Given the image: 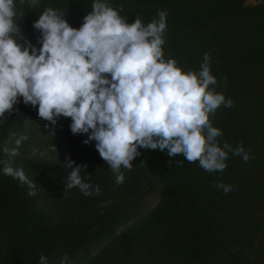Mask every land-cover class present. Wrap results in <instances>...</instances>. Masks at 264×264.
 Listing matches in <instances>:
<instances>
[{
	"label": "trees",
	"instance_id": "16d2710c",
	"mask_svg": "<svg viewBox=\"0 0 264 264\" xmlns=\"http://www.w3.org/2000/svg\"><path fill=\"white\" fill-rule=\"evenodd\" d=\"M94 2L39 0L30 7L28 0L24 5L16 0L14 19L20 33L13 38L42 47V34L33 24L46 8L63 12L69 24L79 28ZM103 2L129 24L139 16L146 26L159 19L158 11H166L164 58L175 59L185 72H199L204 53L210 54L211 74L217 78L210 89L233 101L232 107L221 105L210 114L213 126L223 133L219 144H242L254 158L244 162L229 152L226 170L209 173L182 154L169 157L140 148L132 169L122 166L125 180L117 185L96 142L85 144L88 134L72 133L71 118L61 117L51 125L39 117L38 106L26 105L21 97L11 115L0 117V161L22 167L36 184V194L30 196L27 184L5 175L0 163V264H38L42 254L50 264H59L64 254L71 262L110 236L85 264H264V0ZM19 135L28 139L19 154L10 157L3 149L16 147ZM32 146H56L58 153L45 161L31 154ZM67 154L76 166H86L81 176L93 185V195L85 196L78 188L64 192L71 171L64 165ZM151 172L164 186L160 200L144 217L115 233L135 215L134 207L153 182ZM220 182L235 190L225 194L215 187ZM97 185L99 195L94 192ZM41 201L51 209L40 206Z\"/></svg>",
	"mask_w": 264,
	"mask_h": 264
},
{
	"label": "clouds",
	"instance_id": "9594fccd",
	"mask_svg": "<svg viewBox=\"0 0 264 264\" xmlns=\"http://www.w3.org/2000/svg\"><path fill=\"white\" fill-rule=\"evenodd\" d=\"M19 3L24 5L25 0ZM28 4L38 6L39 0ZM17 14L16 0H0V117L11 115L22 97L26 105L38 106L39 117L51 125L61 117L71 118L72 133L88 134L85 144L96 142L117 185L125 180L122 166L131 170L140 148L160 150L169 157L182 154L209 173L226 170L229 152L244 162L254 158L242 144L235 148L219 144L223 133L213 126L210 114L221 105L232 107L233 101L210 89L217 83L210 54L204 53L199 72H185L175 59L165 60L166 11H158L159 19L146 26L139 16L129 24L118 10L95 0L81 27L74 28L63 12L49 7L33 24L42 34L39 48L13 38L20 33ZM27 139L19 135L16 147H5L4 153L17 156ZM66 160L71 171L64 192L78 188L85 196L93 195V185L81 176L86 166H76L70 157ZM0 163L5 175L27 184L30 196L36 194V184L22 167L14 168L11 160ZM215 187L225 194L235 190L223 182ZM94 192L101 193L98 185ZM38 264H50L48 257L40 255ZM59 264H71L67 254Z\"/></svg>",
	"mask_w": 264,
	"mask_h": 264
},
{
	"label": "rangeland",
	"instance_id": "374dc122",
	"mask_svg": "<svg viewBox=\"0 0 264 264\" xmlns=\"http://www.w3.org/2000/svg\"><path fill=\"white\" fill-rule=\"evenodd\" d=\"M257 0H247V2H253ZM44 135H47L45 132ZM10 146L13 144V141H10ZM56 146H49L46 148H39V146H32L31 147V154L43 158L45 161L53 160L57 153L58 150H56ZM70 154L64 155V158H68ZM151 179L153 180L151 186L149 187V191L145 195V197L140 200L136 206L134 207L136 209L135 215L128 220L127 222L121 224L118 226L117 230L115 233L120 232L121 230L125 229L127 226L132 224L133 222L137 221L138 219L144 217L160 200L163 191H164V186L162 183H160L158 179V175L156 172H151ZM108 202L102 203V205H106ZM40 206H43L47 209H51L50 204H48L47 201H41ZM111 236L106 239H102L96 244H94L92 247L89 248L88 251L82 250L75 258L73 261H71V264H85L87 262V258L89 255H92L99 251L109 240Z\"/></svg>",
	"mask_w": 264,
	"mask_h": 264
},
{
	"label": "crops",
	"instance_id": "0c3cea01",
	"mask_svg": "<svg viewBox=\"0 0 264 264\" xmlns=\"http://www.w3.org/2000/svg\"><path fill=\"white\" fill-rule=\"evenodd\" d=\"M258 1V0H257ZM254 2H256V1H253L252 3H254Z\"/></svg>",
	"mask_w": 264,
	"mask_h": 264
}]
</instances>
